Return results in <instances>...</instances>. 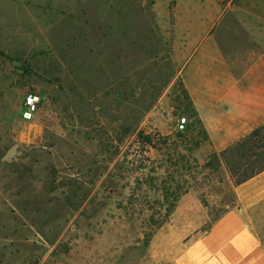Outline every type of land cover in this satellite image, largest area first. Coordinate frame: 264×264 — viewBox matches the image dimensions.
Returning a JSON list of instances; mask_svg holds the SVG:
<instances>
[{"label": "rangeland", "instance_id": "374dc122", "mask_svg": "<svg viewBox=\"0 0 264 264\" xmlns=\"http://www.w3.org/2000/svg\"><path fill=\"white\" fill-rule=\"evenodd\" d=\"M111 1L0 0V264H175L264 166V125L224 148L196 120L177 129L189 99L167 91L168 62L95 90ZM29 92L42 97L32 121ZM192 186L200 205L180 224L164 193Z\"/></svg>", "mask_w": 264, "mask_h": 264}, {"label": "crops", "instance_id": "0c3cea01", "mask_svg": "<svg viewBox=\"0 0 264 264\" xmlns=\"http://www.w3.org/2000/svg\"><path fill=\"white\" fill-rule=\"evenodd\" d=\"M104 22L95 47L99 94L168 62L167 91L183 85L185 117L212 131L214 145H233L264 125V0H113ZM195 190L173 211L180 224L198 210ZM234 190L231 209L179 240L175 264H264V167Z\"/></svg>", "mask_w": 264, "mask_h": 264}, {"label": "built area", "instance_id": "2783aa9c", "mask_svg": "<svg viewBox=\"0 0 264 264\" xmlns=\"http://www.w3.org/2000/svg\"><path fill=\"white\" fill-rule=\"evenodd\" d=\"M41 101L42 97L38 93H27L21 106V117L26 121L34 120L39 111ZM187 122L188 120L185 116L180 117L177 122V129L180 131L184 130Z\"/></svg>", "mask_w": 264, "mask_h": 264}, {"label": "trees", "instance_id": "16d2710c", "mask_svg": "<svg viewBox=\"0 0 264 264\" xmlns=\"http://www.w3.org/2000/svg\"><path fill=\"white\" fill-rule=\"evenodd\" d=\"M260 128V127H259ZM258 128V129H259ZM256 130V129H255ZM254 132V131H253ZM255 132H257V131H255ZM139 135H144V132H142V131H140L139 132ZM148 140L147 141V143L148 142H150V139H148V137H145V140ZM264 167V166H263ZM256 171V169L255 170H253L250 174H248V175H246V176H244V177H242L241 179H240V181H243V180H245L248 176H250L253 172H255ZM239 181V182H240ZM185 192H187V190H185L184 192H181L180 191V187H178V188H176V190H172V189H168L167 188V191L164 193V200H170V199H173V201H174V205L178 202V200H179V198L185 193Z\"/></svg>", "mask_w": 264, "mask_h": 264}, {"label": "water", "instance_id": "95a60500", "mask_svg": "<svg viewBox=\"0 0 264 264\" xmlns=\"http://www.w3.org/2000/svg\"><path fill=\"white\" fill-rule=\"evenodd\" d=\"M18 147H19V144L18 143H15L8 151L7 153L4 155L3 159L4 160H11L13 158H16L17 155L19 154V151H18Z\"/></svg>", "mask_w": 264, "mask_h": 264}]
</instances>
